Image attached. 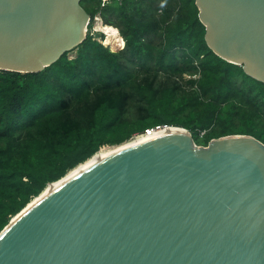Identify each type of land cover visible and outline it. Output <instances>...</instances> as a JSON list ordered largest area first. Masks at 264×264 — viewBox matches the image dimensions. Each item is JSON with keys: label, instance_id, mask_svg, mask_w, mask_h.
<instances>
[{"label": "water", "instance_id": "1", "mask_svg": "<svg viewBox=\"0 0 264 264\" xmlns=\"http://www.w3.org/2000/svg\"><path fill=\"white\" fill-rule=\"evenodd\" d=\"M79 2L0 0V70L40 72L83 42ZM195 5L207 47L264 84V0ZM176 129L187 135L65 182L1 236L0 264H264V145L234 135L201 147Z\"/></svg>", "mask_w": 264, "mask_h": 264}, {"label": "trees", "instance_id": "2", "mask_svg": "<svg viewBox=\"0 0 264 264\" xmlns=\"http://www.w3.org/2000/svg\"><path fill=\"white\" fill-rule=\"evenodd\" d=\"M79 5L83 42L40 72L0 70V233L48 185L146 129L181 128L201 147L234 135L264 145V84L207 47L195 0ZM95 17L122 50L92 33Z\"/></svg>", "mask_w": 264, "mask_h": 264}, {"label": "bare ground", "instance_id": "3", "mask_svg": "<svg viewBox=\"0 0 264 264\" xmlns=\"http://www.w3.org/2000/svg\"><path fill=\"white\" fill-rule=\"evenodd\" d=\"M101 25V24H100ZM101 31L105 34V44L108 45L112 41L115 42L117 38V31L113 27L109 26H100ZM100 31V30H99ZM104 42V41H103ZM112 44V43H111ZM110 44V45H111ZM169 135H177V136H186L187 133L183 130L176 129V128H170L166 130H160L157 131L151 136L143 139H136L128 141L125 144H122L120 146L108 149V150H101L97 154H95L91 159H89L84 164H81L74 170L70 171L65 177L62 178V180L50 184L39 196L34 198L20 213H18L15 217H13L10 221V223L6 226V228L3 230V232L0 235L1 236L18 220H20L23 216H25L29 211H31L34 207H36L38 204H40L45 198H47L50 194H52L54 191L59 189L65 182L68 180L74 178L75 176L85 172L86 170L92 168L93 166L105 161L106 159L115 156L121 152H124L126 150H129L131 148H134L136 146L145 144L147 142L153 141V140H159L161 138L167 137Z\"/></svg>", "mask_w": 264, "mask_h": 264}, {"label": "rangeland", "instance_id": "4", "mask_svg": "<svg viewBox=\"0 0 264 264\" xmlns=\"http://www.w3.org/2000/svg\"><path fill=\"white\" fill-rule=\"evenodd\" d=\"M101 24V25H100ZM103 24H102V21L98 18V17H95L94 18V20H93V22H92V33H100V34H102L103 35V40H99V41H101V43H102V45L103 46H105V47H107L111 52H118V51H120V50H122L123 49V47H124V43L122 44V45H120V43H118L117 42V38H116V41L115 42H111L110 44H108V45H106L105 44V38H106V36H105V34L103 33V31H101V29H99L100 28V26H102ZM104 26V25H103ZM100 30V31H99ZM116 30V29H115ZM117 31V30H116ZM117 37H119V34H118V32H117ZM104 41V42H103ZM75 56V52L73 51V52H70L69 54H68V57L69 58H73ZM131 141V140H130ZM116 146H119V145H114V146H104V147H102L99 151H101V150H108V149H111V148H114V147H116ZM98 151V152H99Z\"/></svg>", "mask_w": 264, "mask_h": 264}, {"label": "built area", "instance_id": "5", "mask_svg": "<svg viewBox=\"0 0 264 264\" xmlns=\"http://www.w3.org/2000/svg\"><path fill=\"white\" fill-rule=\"evenodd\" d=\"M171 127L168 126H160V127H154L150 129H146L143 133L135 135L131 140H136V139H143L151 136V134L160 131V130H166L170 129Z\"/></svg>", "mask_w": 264, "mask_h": 264}]
</instances>
